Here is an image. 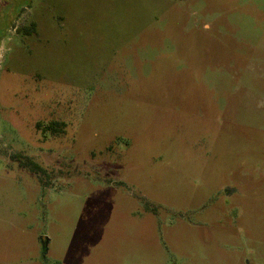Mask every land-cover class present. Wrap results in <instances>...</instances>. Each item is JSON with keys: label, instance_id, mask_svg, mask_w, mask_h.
<instances>
[{"label": "rangeland", "instance_id": "374dc122", "mask_svg": "<svg viewBox=\"0 0 264 264\" xmlns=\"http://www.w3.org/2000/svg\"><path fill=\"white\" fill-rule=\"evenodd\" d=\"M0 264H264V0H0Z\"/></svg>", "mask_w": 264, "mask_h": 264}, {"label": "trees", "instance_id": "16d2710c", "mask_svg": "<svg viewBox=\"0 0 264 264\" xmlns=\"http://www.w3.org/2000/svg\"><path fill=\"white\" fill-rule=\"evenodd\" d=\"M22 33L31 35L34 34L36 32V24L33 23L31 26L29 27H25L23 29L20 30ZM64 124H60V123H53L50 125V129L54 132L59 131L58 129L59 126H63ZM23 158L21 156H18V160L20 161V166L22 168H26L29 169L30 171H32L35 174L40 175L41 173H45L46 171L38 164L36 163L32 158L30 157H25L24 160H22Z\"/></svg>", "mask_w": 264, "mask_h": 264}]
</instances>
